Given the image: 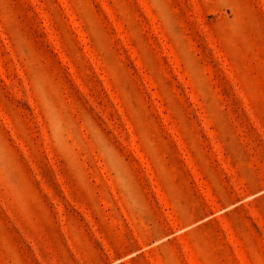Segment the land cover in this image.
Instances as JSON below:
<instances>
[{
	"label": "rangeland",
	"instance_id": "obj_1",
	"mask_svg": "<svg viewBox=\"0 0 264 264\" xmlns=\"http://www.w3.org/2000/svg\"><path fill=\"white\" fill-rule=\"evenodd\" d=\"M0 264H264V0H0Z\"/></svg>",
	"mask_w": 264,
	"mask_h": 264
}]
</instances>
